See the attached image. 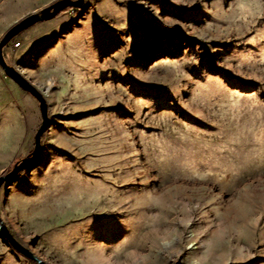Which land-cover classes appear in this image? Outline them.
I'll use <instances>...</instances> for the list:
<instances>
[{"label":"rangeland","instance_id":"obj_1","mask_svg":"<svg viewBox=\"0 0 264 264\" xmlns=\"http://www.w3.org/2000/svg\"><path fill=\"white\" fill-rule=\"evenodd\" d=\"M53 1L0 0V39ZM3 55L47 106L0 189L38 259L264 264V0H83ZM22 95L0 69V176L40 124ZM0 264L34 263L0 237Z\"/></svg>","mask_w":264,"mask_h":264},{"label":"water","instance_id":"obj_2","mask_svg":"<svg viewBox=\"0 0 264 264\" xmlns=\"http://www.w3.org/2000/svg\"><path fill=\"white\" fill-rule=\"evenodd\" d=\"M82 3L83 0H55L47 6L39 9L36 12L30 13L28 16L15 23L3 34L0 39V69L2 70L5 77L9 78L19 89L27 93L35 100L40 117V124L33 135V147L31 152L23 159L17 161L12 166L10 171L0 176V189L5 183L10 184L20 172L31 167L35 155L39 150L40 138L48 128L47 106L41 93L36 90L16 68L10 66L5 61L3 49L12 39H14L21 32L28 29L30 26L39 22L50 20L67 8L78 10L82 7ZM0 237L6 242L8 247L14 253L22 256L34 264H46L45 262L38 259L30 250H28V248L16 240L1 217Z\"/></svg>","mask_w":264,"mask_h":264},{"label":"crops","instance_id":"obj_3","mask_svg":"<svg viewBox=\"0 0 264 264\" xmlns=\"http://www.w3.org/2000/svg\"><path fill=\"white\" fill-rule=\"evenodd\" d=\"M36 38V37H35ZM34 40L35 39H33V40H30L29 38L27 39V43H32V42H34ZM20 46H21V44L16 48L17 50L18 49H20ZM43 52V51H42ZM67 61L69 62V64L68 65H65L66 66V68H67V66H68V68H69V71H72V69H70V68H73L74 67V63H73V60H72V57H70L69 59H67ZM8 62L10 63L11 61L10 60H8ZM31 62V64H33V60L32 61H30ZM55 62L56 61H52L50 64L52 65V63H54L50 68L52 69V68H56V64H55ZM65 63H66V61H65ZM16 64V63H15ZM15 64H13V65H15ZM48 64V63H47ZM17 65V64H16ZM48 66H50L49 64H48ZM46 67L45 68V64H41V71H43V72H45L47 69H49V67ZM28 66H26L25 68L23 67L22 68V71H23V73H24V75H25V77H26V79L30 82L31 80H32V77H30V75H29V71H28V68H27ZM54 68V69H55ZM47 71H49V70H47ZM54 71V70H53ZM55 73L56 72H58V70H56V71H54ZM31 83V82H30ZM24 93V95H22V97L27 101V105L25 106V111L27 112V110H28V112L29 113H31V112H34L35 110H36V103L34 102V100L31 98V97H29L25 92H23ZM27 115H28V113H27Z\"/></svg>","mask_w":264,"mask_h":264},{"label":"built area","instance_id":"obj_4","mask_svg":"<svg viewBox=\"0 0 264 264\" xmlns=\"http://www.w3.org/2000/svg\"><path fill=\"white\" fill-rule=\"evenodd\" d=\"M19 45H20V44L18 43V44L14 45V46H15V48H17Z\"/></svg>","mask_w":264,"mask_h":264},{"label":"trees","instance_id":"obj_5","mask_svg":"<svg viewBox=\"0 0 264 264\" xmlns=\"http://www.w3.org/2000/svg\"><path fill=\"white\" fill-rule=\"evenodd\" d=\"M61 13V12H60Z\"/></svg>","mask_w":264,"mask_h":264}]
</instances>
